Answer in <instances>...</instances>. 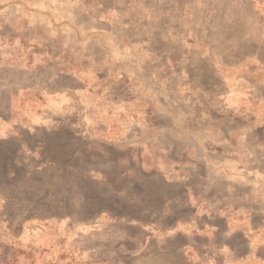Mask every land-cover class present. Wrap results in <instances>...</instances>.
<instances>
[{"label":"rangeland","instance_id":"rangeland-1","mask_svg":"<svg viewBox=\"0 0 264 264\" xmlns=\"http://www.w3.org/2000/svg\"><path fill=\"white\" fill-rule=\"evenodd\" d=\"M0 264H264V0H0Z\"/></svg>","mask_w":264,"mask_h":264},{"label":"crops","instance_id":"crops-1","mask_svg":"<svg viewBox=\"0 0 264 264\" xmlns=\"http://www.w3.org/2000/svg\"><path fill=\"white\" fill-rule=\"evenodd\" d=\"M172 181L173 180H171L169 183H174V184H179V185L181 184L179 187H183V189H185V187H187L186 186V183L184 182L183 179H175V181H177V182H172ZM187 190H188V187H187ZM189 196H190V193H189ZM174 199H177V198L174 197ZM187 201H188V205H189V200L188 199L183 201L181 198H179V203H182L183 205H185L187 203ZM170 203L171 202L163 203V206L161 208L162 209L161 212L164 213L163 214V218L168 217V215H169L168 213L170 211L167 212L166 206H168ZM145 212L148 214L149 217H147L146 219H143L141 217L132 216V217L129 218L133 222L131 224L138 225V226H140L143 229H150V228L152 229L153 226H155V223H153V222L152 223H149L150 222L149 220H151L152 217L149 215V210L148 209H145ZM151 214L154 215L152 213V211H151ZM174 227H176V226H174V225L173 226H166L164 228H166V229H172Z\"/></svg>","mask_w":264,"mask_h":264}]
</instances>
